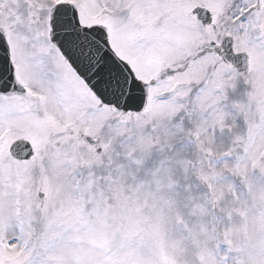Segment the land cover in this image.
Returning a JSON list of instances; mask_svg holds the SVG:
<instances>
[{
  "label": "snow or ice",
  "instance_id": "obj_1",
  "mask_svg": "<svg viewBox=\"0 0 264 264\" xmlns=\"http://www.w3.org/2000/svg\"><path fill=\"white\" fill-rule=\"evenodd\" d=\"M0 264H264V0H0Z\"/></svg>",
  "mask_w": 264,
  "mask_h": 264
}]
</instances>
